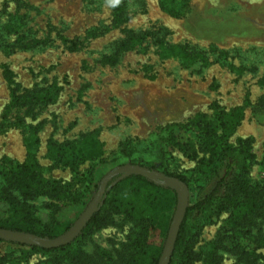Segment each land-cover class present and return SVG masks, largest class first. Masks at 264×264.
Listing matches in <instances>:
<instances>
[{
  "label": "rangeland",
  "instance_id": "1",
  "mask_svg": "<svg viewBox=\"0 0 264 264\" xmlns=\"http://www.w3.org/2000/svg\"><path fill=\"white\" fill-rule=\"evenodd\" d=\"M188 4L185 15L175 16L161 7L160 0H119L115 6L106 0H0V119L10 94L2 65L9 66L21 87L39 88L53 81L62 86L57 99L35 107L32 116L24 115L22 108L10 110V126L0 131V159L22 161L28 124L44 119L36 146L43 176L71 182L72 193L81 192L90 162L81 165L77 181L67 168L51 167L45 147L49 137L69 140L96 128L102 156L108 160L125 139H132L138 149H148L166 125L187 122L196 112L209 115L213 101L224 109L240 106L245 96L251 104L264 101V0H189ZM116 7H121L118 18ZM130 35L144 37L123 48ZM70 40L76 43L73 49ZM161 44L182 45L191 60L162 56ZM106 57H115V62ZM251 104L244 108L230 141L252 138L254 157L247 176L257 183L264 180V111L255 115ZM17 115L24 118V128L13 125ZM171 152V171L189 179L191 204L198 185L208 187L205 175L196 172L195 161L177 149ZM157 184L161 225L169 221L170 226L177 194L170 186ZM90 201L75 205L46 196L28 199L35 215L43 219L52 212L48 203L58 205V217L68 221V228ZM228 212L214 214L198 233L195 247L200 254L217 237ZM130 226L115 215L113 224L94 230L75 245L87 252L101 249L111 259ZM257 252L262 255L258 264H264V246ZM21 253L18 247L4 246L0 264H45L47 258L43 253L23 257ZM221 254V264L236 260L232 252Z\"/></svg>",
  "mask_w": 264,
  "mask_h": 264
},
{
  "label": "trees",
  "instance_id": "2",
  "mask_svg": "<svg viewBox=\"0 0 264 264\" xmlns=\"http://www.w3.org/2000/svg\"><path fill=\"white\" fill-rule=\"evenodd\" d=\"M188 3L189 0H160L161 7L175 16L185 15L190 8ZM119 15L121 7H116V18ZM143 37L130 35L122 47L131 48ZM69 42L71 49L76 47L74 41ZM160 54L178 57L184 62L191 60L182 45L161 44ZM105 60L115 62V57H106ZM2 67L3 77L10 85V94L0 119L1 132L10 126L7 116L12 108H22L24 115L32 116L35 107L53 103L62 88L56 81L39 88L21 87L9 66L4 64ZM250 104L247 96L240 106L229 109L213 101L209 104V115L196 112L187 122L166 125L165 132L148 149H138L132 139H125L108 160L102 156V144L96 128L69 140L49 137L45 147L51 167L67 168L77 181L82 177L81 165L90 162L83 175L85 190L76 193L71 191V182L62 183L59 179H46L43 176L36 157V146L45 120L28 124L24 137V159L20 162L6 156L0 159V228L48 238L57 237L68 229V221L58 217L60 207L53 202L48 203L52 212L43 219L35 215L28 199L46 196L65 200L69 204H84L92 199L101 178L115 166L124 163L156 170L178 178L189 186V179L170 169L174 160L171 150L177 149L187 159L195 161L196 172L205 175L204 182L208 183V187L204 190V185H198L196 199L187 205L168 264H193L198 260L202 264H221V251L235 254L233 264H258L262 255L257 251L264 246V180L251 183L247 176L248 163L254 157L252 138L238 137L233 143L230 141L243 118L244 108ZM251 106L257 116L260 114L258 112L264 111V101L261 99ZM13 125L24 128V118L17 115ZM102 168L107 170L104 174ZM110 182L106 184L104 200L99 209L71 242L45 248L0 239V259L5 256L2 254L4 246L9 245L20 248L22 257L26 254H47L45 264H158L169 227V221L161 225L158 213L161 185L139 174H128L113 185ZM225 210L229 212L219 234L200 254L195 247L196 236L211 222L214 214ZM115 215H121L131 226L114 257L108 259L101 249L87 252L79 244L75 245L94 230L113 224Z\"/></svg>",
  "mask_w": 264,
  "mask_h": 264
},
{
  "label": "water",
  "instance_id": "3",
  "mask_svg": "<svg viewBox=\"0 0 264 264\" xmlns=\"http://www.w3.org/2000/svg\"><path fill=\"white\" fill-rule=\"evenodd\" d=\"M128 174H139L145 176L154 183H164L175 190L177 194V203L173 214L166 240L159 257L158 264H168L178 228L184 217L188 205V191L186 184L178 178L167 176L156 170H150L138 164H121L106 173L100 180L97 191L86 208L80 213L75 222L62 234L54 238L42 237L33 233L14 231L0 228V239L19 242L23 244L39 245L45 248L58 247L69 243L81 231L83 226L89 221L92 214L96 212L102 204L106 191V184L110 182L113 185L119 179Z\"/></svg>",
  "mask_w": 264,
  "mask_h": 264
},
{
  "label": "clouds",
  "instance_id": "4",
  "mask_svg": "<svg viewBox=\"0 0 264 264\" xmlns=\"http://www.w3.org/2000/svg\"><path fill=\"white\" fill-rule=\"evenodd\" d=\"M106 3L109 5V6H115L119 3V0H106Z\"/></svg>",
  "mask_w": 264,
  "mask_h": 264
}]
</instances>
